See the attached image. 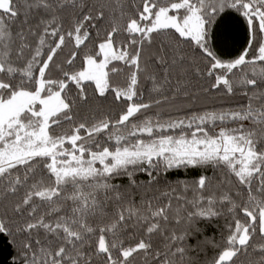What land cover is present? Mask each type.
<instances>
[{
    "label": "snow or ice",
    "instance_id": "6c2138e0",
    "mask_svg": "<svg viewBox=\"0 0 264 264\" xmlns=\"http://www.w3.org/2000/svg\"><path fill=\"white\" fill-rule=\"evenodd\" d=\"M0 264H264V0H0Z\"/></svg>",
    "mask_w": 264,
    "mask_h": 264
},
{
    "label": "trees",
    "instance_id": "16d2710c",
    "mask_svg": "<svg viewBox=\"0 0 264 264\" xmlns=\"http://www.w3.org/2000/svg\"><path fill=\"white\" fill-rule=\"evenodd\" d=\"M116 79H119L118 77ZM220 223H223V219H221ZM258 242V241H257Z\"/></svg>",
    "mask_w": 264,
    "mask_h": 264
}]
</instances>
